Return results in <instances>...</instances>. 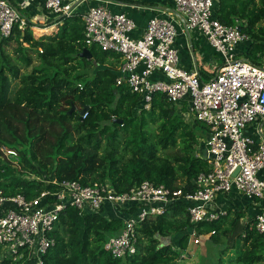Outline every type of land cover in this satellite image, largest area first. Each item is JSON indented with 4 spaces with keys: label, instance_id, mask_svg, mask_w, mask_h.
<instances>
[{
    "label": "trees",
    "instance_id": "16d2710c",
    "mask_svg": "<svg viewBox=\"0 0 264 264\" xmlns=\"http://www.w3.org/2000/svg\"><path fill=\"white\" fill-rule=\"evenodd\" d=\"M20 15L23 27L19 20L9 35L0 31V189L4 195L32 199L45 189H56L54 178L84 184L109 182L120 193L145 180L185 191L199 187L197 176L209 165L206 148L198 145L206 131V146L209 128L193 116L188 121V100L178 109L165 94L156 93L150 109H139L141 96L117 84L116 73L107 67L110 60L119 61V54L86 43L81 11L47 21ZM215 15L225 24H236V18L243 21L239 25L251 39L247 54L252 60L255 52L264 50V26L256 27L264 21V0H217ZM54 24L59 26L57 31L38 35L34 31L35 26L45 29ZM84 48L90 49L91 58L80 55ZM82 110L87 112L85 117ZM4 147L17 150L19 160L6 157ZM170 148L175 152L170 153ZM229 193L216 197V209L223 213L212 221L191 222L187 204L181 201L163 214L148 216L137 227V251L125 258L113 256L105 247L109 237L121 233V217L110 208L81 212L68 205L49 235L53 243L42 261L178 264L195 233L220 242V234L235 240L224 250L235 247L237 256L230 261L220 256L212 264H264V232L256 229L255 218L238 227L245 210L223 201ZM231 215L235 217L230 227L225 226ZM175 235L178 246L171 242ZM1 252L0 246V264H36L24 251H19L22 258L2 257Z\"/></svg>",
    "mask_w": 264,
    "mask_h": 264
},
{
    "label": "built area",
    "instance_id": "2783aa9c",
    "mask_svg": "<svg viewBox=\"0 0 264 264\" xmlns=\"http://www.w3.org/2000/svg\"><path fill=\"white\" fill-rule=\"evenodd\" d=\"M32 1L25 0L24 7ZM89 1L44 0V5L57 16H71L80 12L76 10L80 3ZM93 1L96 4L81 11L86 43L119 54L116 83L141 96L139 109H150L156 93L165 94L174 105L189 101L188 115L209 128V169L198 174L199 187L194 191L145 180L120 193L109 182L84 184L56 178L52 179L56 189H45L32 199L22 194L7 196L0 189L2 257L22 258L19 251H24L36 264H44L42 255L53 243L49 235L61 210L69 205L81 212L110 208L121 217V233L109 237L105 247L113 256L125 258L137 251V227L148 216L163 214L169 205L181 201L187 204L191 222L212 221L223 213L216 209V197L233 189L256 201L255 226L264 232V50L255 52L254 60L239 56L238 45L251 39L240 27V19L225 24L215 15L217 0H173L188 29L201 32L223 59L215 76L202 80L197 71L180 67L175 41L185 30L178 17L165 11L156 14L143 33L135 36L136 21L109 7L125 5L124 0ZM19 20L23 27L19 10L10 0H0L1 33L9 35ZM250 128L255 132L249 133ZM3 153L19 160L13 148L4 147ZM125 209L131 210L127 216L121 214ZM195 235L192 239L199 243L202 236Z\"/></svg>",
    "mask_w": 264,
    "mask_h": 264
},
{
    "label": "crops",
    "instance_id": "0c3cea01",
    "mask_svg": "<svg viewBox=\"0 0 264 264\" xmlns=\"http://www.w3.org/2000/svg\"><path fill=\"white\" fill-rule=\"evenodd\" d=\"M10 1L20 12L31 15L33 17L35 16V19L42 18L43 20H46L49 17H59L45 7L44 0H33V3L29 7H24L25 0ZM123 2L125 3V5H109V7L114 9V11L126 12L136 21L137 29L133 33L135 36H139L141 35V33H143L149 19L152 16L163 13V10L158 9V7L164 6L175 8L173 0H124ZM93 4H96V2L93 0H90L86 3H80L77 6L76 10L84 12L90 5ZM167 14L170 13L167 12ZM171 16L174 17L175 15L173 14ZM53 31L57 30L52 29L51 31L49 30V32H46L51 33ZM180 33L181 34L177 36L175 41V45L179 50L180 67L188 71H197L200 74L202 80H209L214 77L218 72L220 66L222 65L219 62V53L212 47L207 38L201 32L197 30H190V35H187L182 31ZM239 45H241V43ZM248 48L246 49V53L248 51ZM110 61L112 62H109L107 66L114 71L119 66V61L116 59H112ZM113 62L116 63L115 66ZM248 132L253 133L254 130L250 128ZM226 197L228 199H222L228 206L234 207L236 209L240 208L242 210H246L247 213H249L250 211V214L246 215V220L255 218V215L259 208L256 201H254L252 198L248 196H246L245 198V195L239 193V191H237L236 189H234L232 193L226 195ZM239 203L245 205L241 206ZM236 206L239 208H237Z\"/></svg>",
    "mask_w": 264,
    "mask_h": 264
},
{
    "label": "rangeland",
    "instance_id": "374dc122",
    "mask_svg": "<svg viewBox=\"0 0 264 264\" xmlns=\"http://www.w3.org/2000/svg\"><path fill=\"white\" fill-rule=\"evenodd\" d=\"M75 13H77V12H75ZM47 20L48 19H46V20L42 19V21H47ZM258 26H264V21H260L256 25V27H258ZM57 28H58V25H54V26H51L49 28H46V30L44 28H40V27L35 26L34 31L38 35V34L43 33V31H48L49 32V30L50 31L52 29L57 30ZM250 43H251V41L248 40L246 43L243 42V43H241V45L238 46L237 51L239 52V56L241 58L244 57V56L251 57V55H248L246 53V49L250 46ZM219 62L221 64L223 63V59L221 57H219ZM109 66H110V64H109ZM102 67H105V66H102ZM177 105L178 104H176L175 107H177L179 109V107ZM186 117H187L188 121H190L192 119L191 115L187 114ZM154 125L156 126L157 124H154ZM204 132H205L204 133V137L205 138L200 140L201 142L199 143L198 148H202V147H204V149L206 148V146H204V145H205V140H206V137H207V135H206L207 132L206 131H204ZM175 150H176L175 148L174 149L170 148L168 151L170 153H172V152H175ZM27 175L30 176V177H33L32 174H27ZM239 193H241V192H239ZM243 195H245V194H243ZM246 196L247 195H245V198H246ZM239 204L241 206L245 205V204H242V203H239ZM247 214L249 215L250 211H249V213H247V211L245 210V216ZM234 217L235 216L231 215L228 218V220L224 223V225L230 227V221ZM246 218H247V216L245 218L241 219V223L238 225V227H242L244 222L247 221ZM201 236H202V237H200L201 241L199 243H194L192 238L196 237V235L194 233L190 235L189 240H188V246H187L184 254L177 260L178 264H212V262H216L217 259L220 256H222V258L224 260H228V261H230L232 258H235L237 256L235 247H229V248H226V250H224L225 247H226V244L234 243L235 240H233L232 238H227L223 234H220L219 238H221V241H222V242H220L219 240H217L215 238L208 237V235H206V234L201 235ZM162 241H164V239ZM171 242L175 246H178L179 245L178 237L175 235L173 237V239L171 238ZM259 264H262V263H259Z\"/></svg>",
    "mask_w": 264,
    "mask_h": 264
},
{
    "label": "water",
    "instance_id": "95a60500",
    "mask_svg": "<svg viewBox=\"0 0 264 264\" xmlns=\"http://www.w3.org/2000/svg\"><path fill=\"white\" fill-rule=\"evenodd\" d=\"M158 9L163 10V11H167V12L172 13L175 16H177L181 20V22L183 24V28L185 30V33L187 35H190V30L188 29V26H187V20H186V18L177 9H175V8H169V7H164V6H160V7H158ZM60 17H63V16H59L58 18H60ZM80 55L82 57H88V58H91L92 57L91 51L88 48H84ZM84 112H85V110H82V113L81 114H83ZM116 121L122 122L121 119H116Z\"/></svg>",
    "mask_w": 264,
    "mask_h": 264
},
{
    "label": "bare ground",
    "instance_id": "6f19581e",
    "mask_svg": "<svg viewBox=\"0 0 264 264\" xmlns=\"http://www.w3.org/2000/svg\"><path fill=\"white\" fill-rule=\"evenodd\" d=\"M43 31V30H42ZM44 33V32H43Z\"/></svg>",
    "mask_w": 264,
    "mask_h": 264
}]
</instances>
